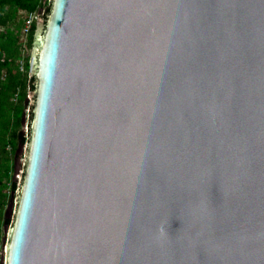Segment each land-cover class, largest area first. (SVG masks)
Returning a JSON list of instances; mask_svg holds the SVG:
<instances>
[{
    "label": "water",
    "instance_id": "obj_1",
    "mask_svg": "<svg viewBox=\"0 0 264 264\" xmlns=\"http://www.w3.org/2000/svg\"><path fill=\"white\" fill-rule=\"evenodd\" d=\"M49 1L0 264H264V0Z\"/></svg>",
    "mask_w": 264,
    "mask_h": 264
},
{
    "label": "rangeland",
    "instance_id": "obj_2",
    "mask_svg": "<svg viewBox=\"0 0 264 264\" xmlns=\"http://www.w3.org/2000/svg\"><path fill=\"white\" fill-rule=\"evenodd\" d=\"M27 13V11L21 10L14 11L13 8L7 9L8 21L6 27L12 33V37L15 39V44L13 46L14 57L12 63L7 69L2 71L0 76L1 92L4 91L2 87L8 83L10 77L14 79L20 77L24 82L29 78L28 67L32 47L30 35L25 45H23V24ZM20 63H23V70ZM30 100L31 99L28 98V96L25 99L20 100L17 94H12L4 100L2 107L0 105V262L4 255V227L6 225L10 226L11 224L15 207L16 191L23 170L27 143L28 107ZM19 106L23 107V114L21 116V121L23 123L22 126L16 129V132H21L22 136L26 139V142L19 144L17 141L15 148H13L12 144H8V141L15 138L13 133L14 127L11 122L14 121L15 118L14 108ZM4 126L8 129L4 130ZM6 170L9 171L7 176L5 175ZM13 182L15 183V188H11ZM4 220H8V223L6 224Z\"/></svg>",
    "mask_w": 264,
    "mask_h": 264
},
{
    "label": "trees",
    "instance_id": "obj_3",
    "mask_svg": "<svg viewBox=\"0 0 264 264\" xmlns=\"http://www.w3.org/2000/svg\"><path fill=\"white\" fill-rule=\"evenodd\" d=\"M13 8L14 11L21 10V11H35L40 9H45V13L43 15V19L46 20L48 15L51 11V1L49 0H0V76L3 70L7 69L10 64L12 63V59L14 57L13 53V46L15 44V39L12 37V33L6 27L8 21V14L7 9ZM35 26H33L31 33H30V42L33 41V34H34ZM27 82V83H26ZM24 82L22 78H9L8 83L2 87L4 89L3 92L0 90V105L4 104V100L7 99L12 94H17L20 100H23L27 97L28 91L34 88L33 82L34 78H28V80ZM27 87V90H26ZM17 92V93H16ZM32 109V108H31ZM15 118L14 121L11 122L12 126L14 127V135L15 138L9 140L8 144H12L13 148L17 141L19 144L26 142V139L22 136L21 132H16V129L22 126V112L23 107H15ZM30 121H32V112L30 114ZM8 124V123H7ZM8 128L4 126V130ZM29 141V139H27ZM7 169V168H6ZM9 171L6 170L5 175ZM11 188H15V183L11 184ZM1 222V221H0ZM7 224L8 220H4Z\"/></svg>",
    "mask_w": 264,
    "mask_h": 264
},
{
    "label": "built area",
    "instance_id": "obj_4",
    "mask_svg": "<svg viewBox=\"0 0 264 264\" xmlns=\"http://www.w3.org/2000/svg\"><path fill=\"white\" fill-rule=\"evenodd\" d=\"M43 12H44V9L42 8L39 11L35 10V11H30L27 13L26 19L24 20V24H23L24 26L23 27V39H24L23 45H25L33 26L36 25L37 17L42 16ZM20 64L22 65V70H23V63H20ZM28 76L30 78V61H29V67H28Z\"/></svg>",
    "mask_w": 264,
    "mask_h": 264
}]
</instances>
